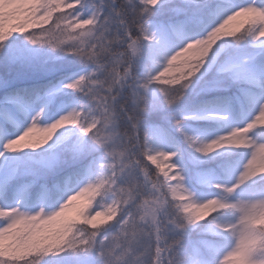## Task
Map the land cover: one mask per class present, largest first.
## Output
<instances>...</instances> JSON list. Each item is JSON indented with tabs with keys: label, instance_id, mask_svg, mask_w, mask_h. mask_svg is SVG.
Masks as SVG:
<instances>
[{
	"label": "snow or ice",
	"instance_id": "snow-or-ice-1",
	"mask_svg": "<svg viewBox=\"0 0 264 264\" xmlns=\"http://www.w3.org/2000/svg\"><path fill=\"white\" fill-rule=\"evenodd\" d=\"M261 164L264 0H0V264H264Z\"/></svg>",
	"mask_w": 264,
	"mask_h": 264
},
{
	"label": "clouds",
	"instance_id": "clouds-1",
	"mask_svg": "<svg viewBox=\"0 0 264 264\" xmlns=\"http://www.w3.org/2000/svg\"><path fill=\"white\" fill-rule=\"evenodd\" d=\"M260 167H264V164H261ZM202 212H206L207 215L203 216L202 218L207 219L208 217H211L213 215V213H218L219 209L216 207L215 201L214 200H209L208 203L204 206V208L202 209ZM260 222L264 223V216L260 217ZM236 221L233 220V224H235Z\"/></svg>",
	"mask_w": 264,
	"mask_h": 264
}]
</instances>
